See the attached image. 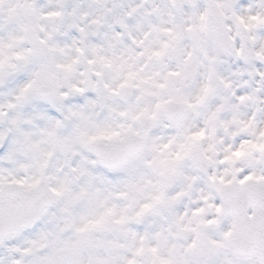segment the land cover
Segmentation results:
<instances>
[{
  "label": "snow or ice",
  "instance_id": "obj_1",
  "mask_svg": "<svg viewBox=\"0 0 264 264\" xmlns=\"http://www.w3.org/2000/svg\"><path fill=\"white\" fill-rule=\"evenodd\" d=\"M0 264H264V0H0Z\"/></svg>",
  "mask_w": 264,
  "mask_h": 264
}]
</instances>
